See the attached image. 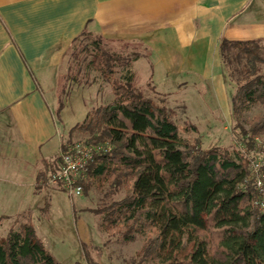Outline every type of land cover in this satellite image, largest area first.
<instances>
[{"label":"trees","instance_id":"trees-1","mask_svg":"<svg viewBox=\"0 0 264 264\" xmlns=\"http://www.w3.org/2000/svg\"><path fill=\"white\" fill-rule=\"evenodd\" d=\"M90 46L91 51L82 44L72 49L66 78L76 83L95 71L111 85L112 101L89 111L75 127L86 137L83 143L110 147L80 181L83 191L93 184L100 191L106 187L108 201L90 210L99 216L100 231L124 242L145 235L138 264H264V213L255 206L258 191L247 159L264 152L255 140L264 135V114L244 120L253 107L264 108V46L226 39L219 44L222 76L236 82L230 119L238 148L232 152L177 139L168 112L134 86L133 73L115 78L119 56L104 50L100 38ZM80 54L89 59L80 60ZM60 167L59 158L44 161L37 189L47 187ZM119 194L122 198L115 200ZM95 249L83 247L86 264H98ZM0 264L59 263L31 227L20 224L0 239Z\"/></svg>","mask_w":264,"mask_h":264},{"label":"rangeland","instance_id":"rangeland-1","mask_svg":"<svg viewBox=\"0 0 264 264\" xmlns=\"http://www.w3.org/2000/svg\"><path fill=\"white\" fill-rule=\"evenodd\" d=\"M261 1L254 0L250 7L251 10L258 7L262 10L261 14L247 13L239 19L241 23L255 26L257 30L252 31L248 38L241 34L231 37L232 26L240 22H228L230 30L223 39L257 41L264 46V38H255L264 35V5ZM199 32L202 36L203 30ZM89 33L90 37H78L77 42L67 49L60 69L57 94L47 96L62 131L60 137L70 140L63 143V147L83 142L86 137L75 131V127L83 122L89 111L112 101L111 85L95 71H88V77L81 76L76 83L66 78V67L72 62V49H79L78 46L82 44L91 51V43L100 38L103 49L120 58L115 78L124 79L128 72L133 73L134 86L144 97L166 109L176 127L177 139L189 142L198 140L205 149L218 146L232 152L238 148L232 133L235 123L230 119L236 82L227 75L224 78L222 76L219 45L216 47L213 34L207 40L194 42L190 48L176 47L169 40L164 48L167 56L159 57L154 48L143 46L139 40L102 34L96 28ZM79 56L80 60L89 59L84 54ZM261 70L264 72V66H261ZM236 77V74L232 76L234 79ZM263 114L264 108L258 105L244 115V120ZM244 127L247 129L246 125ZM255 140L256 147L264 150V135ZM252 158L247 156L249 161ZM48 188L53 187L49 184L39 190L38 199L27 193V197L20 201L18 197L12 201H0V239H4L10 229L25 224L32 228L39 244L59 264H86L83 247L101 248L102 255L99 257V250H92V256L98 264H138L146 236L134 235L132 242L108 237L99 229V216L90 212L108 201L105 198L106 187L102 191L94 184L87 191L82 188L81 197H70L61 190ZM121 198L122 194L114 197L115 200Z\"/></svg>","mask_w":264,"mask_h":264},{"label":"crops","instance_id":"crops-1","mask_svg":"<svg viewBox=\"0 0 264 264\" xmlns=\"http://www.w3.org/2000/svg\"><path fill=\"white\" fill-rule=\"evenodd\" d=\"M253 1L0 0V201H20L27 193L38 199L44 161L58 158L70 141L60 137L47 96L57 94L65 53L83 32L96 28L139 40L166 57L169 40L190 48L213 34L217 47L230 30L228 22H240L231 37L248 38L257 28L239 19L261 14L258 7L250 9Z\"/></svg>","mask_w":264,"mask_h":264},{"label":"built area","instance_id":"built-area-1","mask_svg":"<svg viewBox=\"0 0 264 264\" xmlns=\"http://www.w3.org/2000/svg\"><path fill=\"white\" fill-rule=\"evenodd\" d=\"M110 151L109 146H89L78 142L68 145L58 154L60 169L49 178V184L57 190L67 193L70 197L82 196L80 181L85 179L88 166L95 160ZM264 152H259L250 163V180L258 191V199L255 206L264 213V179L260 172Z\"/></svg>","mask_w":264,"mask_h":264}]
</instances>
